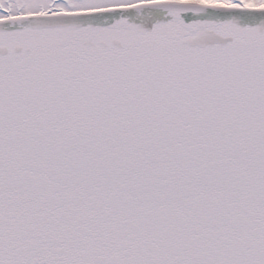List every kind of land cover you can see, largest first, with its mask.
<instances>
[{
	"label": "snow or ice",
	"instance_id": "6c2138e0",
	"mask_svg": "<svg viewBox=\"0 0 264 264\" xmlns=\"http://www.w3.org/2000/svg\"><path fill=\"white\" fill-rule=\"evenodd\" d=\"M0 264H264V0H0Z\"/></svg>",
	"mask_w": 264,
	"mask_h": 264
}]
</instances>
